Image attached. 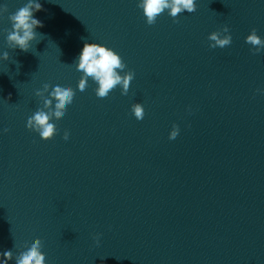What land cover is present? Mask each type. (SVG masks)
Here are the masks:
<instances>
[{"label":"water","instance_id":"water-1","mask_svg":"<svg viewBox=\"0 0 264 264\" xmlns=\"http://www.w3.org/2000/svg\"><path fill=\"white\" fill-rule=\"evenodd\" d=\"M27 2L0 0L8 264L34 237L46 264H264V48L254 54L246 42L253 28L264 39V0H196L179 22L165 10L153 25L139 0H39L42 36L25 52L9 47L5 30ZM224 25L232 43L211 48L209 34ZM85 41L118 52L121 74L134 70L127 95L118 85L99 98L91 79L79 91ZM45 83L49 98L57 85L75 92L50 140L27 127Z\"/></svg>","mask_w":264,"mask_h":264},{"label":"clouds","instance_id":"clouds-1","mask_svg":"<svg viewBox=\"0 0 264 264\" xmlns=\"http://www.w3.org/2000/svg\"><path fill=\"white\" fill-rule=\"evenodd\" d=\"M143 9L148 25L156 23L157 17L165 10L173 17L174 22L178 15L184 11L192 13L196 11V0H139L137 5ZM7 5H0V14L7 12ZM42 10V4L39 0H28V2L15 13L9 15L8 19L12 22V29L8 32L7 42L10 48H19L22 51H29L31 42L36 40L37 27H43L42 21L34 17V12ZM222 33H224L222 35ZM208 39L211 48L217 46L223 48L232 43V36L229 32L228 25H224L222 29L212 31ZM246 42L252 45L250 49L254 54L259 53L264 48V39L257 35L255 28L246 37ZM3 59H9V52L3 53ZM18 63V62H17ZM76 63L77 70L81 73V79L78 82L79 91L83 94L87 87L89 79L98 85L95 88L96 95L99 98H106L109 93L118 85L122 86V95H127L130 83L134 79L135 72L132 69L122 71L126 68V64L118 52L102 43H88L85 41L82 51ZM49 84L45 83L42 89L36 90V95L43 100V107L39 108L27 120V127L39 133L44 140H50L56 133V124L51 122L53 117L57 120L66 114L69 105L73 103L75 92L70 85L55 86L50 92V97H46L45 93L49 91ZM259 91V90H258ZM55 99L54 109L52 108L53 99ZM47 109V111H45ZM131 111L137 120H143L145 109L141 102L133 103ZM8 129L5 128L4 132ZM179 126L173 124L169 133V139H175L179 134ZM64 140L69 139V132L66 130L63 136ZM100 233L95 234L94 240L100 243ZM43 243L39 237H34L26 247V250L20 251L15 257V264H46V256L42 252ZM13 259L11 249L0 252V264H8Z\"/></svg>","mask_w":264,"mask_h":264}]
</instances>
